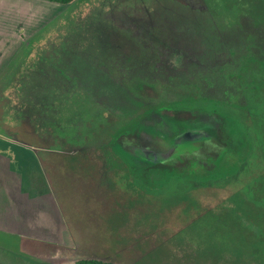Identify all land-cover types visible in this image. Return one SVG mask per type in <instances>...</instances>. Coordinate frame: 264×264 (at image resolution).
I'll list each match as a JSON object with an SVG mask.
<instances>
[{"label":"rangeland","instance_id":"obj_1","mask_svg":"<svg viewBox=\"0 0 264 264\" xmlns=\"http://www.w3.org/2000/svg\"><path fill=\"white\" fill-rule=\"evenodd\" d=\"M227 31L243 37L228 43L216 34ZM71 60L96 65L76 69ZM262 62L264 0H76L67 6L0 0V138L27 147L26 160L33 156L22 169L24 179L36 166V149L92 148L104 161L102 172L65 173L57 159L44 163L37 174L52 182L57 239L0 229V262L73 264L90 250L117 264H208L185 255L180 242L172 250L164 243L162 255L156 254L159 241L147 235L145 223L154 221L158 198L107 195L112 193L98 185L100 175L123 166L107 145L132 122H168L165 112L145 110L171 100L207 96L238 106L257 104L264 90ZM242 65L251 67L244 78ZM260 99L264 105L261 94ZM48 165L51 172L43 173ZM159 175L149 173L150 187ZM67 180L75 181L66 186ZM59 191L68 192L67 199ZM2 196L0 189V202ZM46 215L40 218H54ZM108 218L119 222L117 238L108 244L90 238Z\"/></svg>","mask_w":264,"mask_h":264},{"label":"trees","instance_id":"obj_2","mask_svg":"<svg viewBox=\"0 0 264 264\" xmlns=\"http://www.w3.org/2000/svg\"><path fill=\"white\" fill-rule=\"evenodd\" d=\"M42 1L67 6L76 0ZM262 85L264 89V81ZM260 94L264 98V90L258 93L257 104L251 107L218 101L201 103V107L210 111L206 114L219 120L218 141L203 147L182 146L170 157L148 167V171L136 172L111 143L107 145L123 165L110 172L111 175H100L99 180L113 184V188L104 184L108 193H112L110 196L158 198V213L145 227L151 231L147 235L159 241L156 246L159 257L164 243L172 250L171 245L180 242L185 255L206 260L208 264H264V105H260ZM167 111L182 118L202 114L189 109ZM220 118L225 120L224 124ZM134 128L119 132L114 140L128 138L136 143V137L132 138ZM91 149L57 155L61 157L57 164L74 172H102L104 161L96 158ZM46 160L50 161L48 157ZM150 171L161 173L151 179L157 181L151 187L146 182L151 178L146 177ZM102 226V232L93 231L90 238H105L108 241L105 244L112 243L118 236L115 232H119V222L108 218ZM169 235L170 241H164ZM73 264L117 262L99 254L77 258Z\"/></svg>","mask_w":264,"mask_h":264},{"label":"crops","instance_id":"obj_3","mask_svg":"<svg viewBox=\"0 0 264 264\" xmlns=\"http://www.w3.org/2000/svg\"><path fill=\"white\" fill-rule=\"evenodd\" d=\"M6 143L0 139V189L3 192L0 202V229L20 236L57 239L58 233L55 231V226L59 225L60 218L50 189L52 182L24 179L22 169L29 166L28 162H23L25 149L14 143L11 144L12 146ZM10 169L13 172L10 173ZM59 171L71 172L72 170L63 167ZM72 182L74 181L67 180L66 186ZM59 194H62L64 200L69 195L66 191H59ZM45 213L46 216L53 215L52 221L46 217L40 218V215ZM81 235L83 239L85 234L82 232ZM83 254V256L98 255L92 254L90 250Z\"/></svg>","mask_w":264,"mask_h":264},{"label":"water","instance_id":"obj_4","mask_svg":"<svg viewBox=\"0 0 264 264\" xmlns=\"http://www.w3.org/2000/svg\"><path fill=\"white\" fill-rule=\"evenodd\" d=\"M165 113L162 115L167 117L168 122L164 120L162 125L152 126L148 121L135 125L132 138L136 137V143L128 138L113 141V149L136 172L148 171V167L170 157L182 146L203 147L218 141L219 120L214 115L202 113L182 118L171 112ZM137 164H141L142 168L137 169Z\"/></svg>","mask_w":264,"mask_h":264},{"label":"flooded vegetation","instance_id":"obj_5","mask_svg":"<svg viewBox=\"0 0 264 264\" xmlns=\"http://www.w3.org/2000/svg\"><path fill=\"white\" fill-rule=\"evenodd\" d=\"M203 23V22H202ZM238 23H239V21L237 22V24L236 25H238ZM210 23H206V25H205V27H207L208 28V25H209ZM240 26V25H239ZM229 31V30H228ZM227 31V32H228ZM224 32V33H220V32H218V33H216L217 35H219L220 37H222L224 40H225V42H228V43H232V41H235V42H239V40H240V38H239V35L238 34H240V36L242 35V37H243V33H240L239 31H236V32ZM214 36H215V33L213 34ZM74 57V56H73ZM248 57H250V58H248V59H250L251 61H253V58H252V56H248ZM93 63H94V65H96L95 63V61H92ZM92 62L90 63V62H88V60H85V61H82V62H76L75 60H71L70 61V66L71 65H73L76 69L78 68V67H80V68H85V67H87V65H92ZM259 62H261V61H257V62H255L257 65H259ZM75 63H78V64H75ZM263 63V62H262ZM238 63H236L235 64V66L237 65ZM264 64V63H263ZM69 66V67H70ZM69 67H67L68 69H69ZM242 67H243V65H242ZM250 66L249 67H247V68H245V67H243V68H241V71H242V77L244 78V75L248 72V70H250ZM81 71H83L82 69H81ZM69 72V71H68ZM242 77H240L238 74H237V78L239 79V80H242ZM244 81H245V79H244ZM38 84H39V80H38ZM262 84V83H261ZM99 85H102V84H99ZM99 85H95V86H98V87H96V88H98V90L99 91H103V92H111V88L109 87V86H107V87H105V89H104V87H101V86H99ZM38 87H39V85H37ZM109 87V88H108ZM221 102V101H219L218 99H215V98H210V97H197V98H194V99H192V98H189V99H187V98H183V99H175V100H171L170 102H168V103H165V104H161V105H156V106H150V108H147L146 110H145V114L146 113H148V112H168L167 110H177V109H189V110H193V111H202V113H208V112H210L207 108H204V107H201V103H214V102ZM150 110V111H149ZM136 125V122H132V125L131 126H124V127H122V128H120L118 131H116L115 133H114V135H113V141H114V139H115V137L118 135V133L119 132H123V131H127V130H130V129H132V128H134V126ZM21 134V133H20ZM33 137V135L31 134V139H33L32 138ZM0 139H2V140H4L5 142H7L6 144H8L9 146H12L11 144L13 143V142H11V141H8V140H5V139H3V138H0ZM30 140V139H29ZM32 142H35V143H37L36 142V140L35 139H33L32 140ZM14 144H16V145H18V146H20V147H23L24 149H25V152H24V154H27V155H29L28 153H26L27 152V147H25V146H23V145H20V144H17V143H14ZM110 146L112 147V144H110ZM85 149V148H84ZM107 149L109 150V151H111L109 148H108V146H107ZM81 151H83V149H77V150H75V151H72V152H65V151H59V150H49V149H45V148H41V149H36V150H34V155L36 154L37 156H38V158H36V156L34 157L35 158V160H36V168H38V169H35L34 168V170H33V173H30V176H27V179H33L34 181H38V182H43V181H45V180H47L48 182H51V180H49V179H46V175L44 176V177H42L41 175H38L37 174V172L39 171L40 172V169L42 170V166L44 165V163H47V162H50V161H47L46 160V158L48 157L50 160H51V158L52 159H59V158H61V157H57V155H62V156H66L67 154H76V153H79V152H81ZM112 152V151H111ZM112 153H114V152H112ZM30 156V155H29ZM56 157V158H55ZM30 159H31V161H33L34 162V160H33V156H31L30 157ZM30 159L28 158L27 160H26V158L24 157V155H23V162H30ZM39 159V160H38ZM48 168H50V169H44L45 171L43 172V173H45V172H51V170H52V168H51V166L50 165H48L47 166ZM58 167H60L61 168V166L60 165H58ZM66 167V166H65ZM55 168V167H54ZM24 169V168H23ZM66 169H69V167H66ZM25 170V169H24ZM71 172H74V171H71ZM65 173H68V172H65ZM149 173H151V171L149 172ZM146 177H148V175L149 174H147L146 173ZM61 178H63L62 176L61 177H59V179H61ZM75 181V180H74ZM99 184H101V186L102 187H105L106 188V186L108 187V188H113V184H112V182H110V181H106V183L103 181V180H100V182H98V185ZM104 184H107L106 186L104 185ZM108 188H106V189H108ZM108 193V192H107ZM108 196H110V194H107ZM113 198V197H112Z\"/></svg>","mask_w":264,"mask_h":264}]
</instances>
